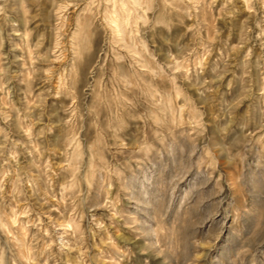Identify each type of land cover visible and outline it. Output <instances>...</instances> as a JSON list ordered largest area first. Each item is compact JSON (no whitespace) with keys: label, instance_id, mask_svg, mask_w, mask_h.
Returning a JSON list of instances; mask_svg holds the SVG:
<instances>
[{"label":"rangeland","instance_id":"374dc122","mask_svg":"<svg viewBox=\"0 0 264 264\" xmlns=\"http://www.w3.org/2000/svg\"><path fill=\"white\" fill-rule=\"evenodd\" d=\"M121 1L0 0V264H264V0Z\"/></svg>","mask_w":264,"mask_h":264},{"label":"bare ground","instance_id":"6f19581e","mask_svg":"<svg viewBox=\"0 0 264 264\" xmlns=\"http://www.w3.org/2000/svg\"><path fill=\"white\" fill-rule=\"evenodd\" d=\"M125 1V0H124ZM129 1H131V0H128L127 2H129ZM114 2H115V0H114ZM121 2H123V0L121 1ZM131 2H133L134 4L135 3H138L139 1H137L136 2V0H133V1H131ZM126 3V2H125ZM125 3H121V6H120V4H119V6L121 7V9H120V12H122V14L124 13V14H126V13H128V10H129V8L127 7V5L125 4ZM139 4V3H138ZM137 4V5H138ZM140 5V4H139ZM114 6V5H113ZM132 6V5H131ZM115 10V9H114ZM137 11V10H136ZM129 12H130V10H129ZM134 12H135V10H134ZM114 15H112V16H110V23L112 24V26H113V30L114 31H117V32H121V30H122V27H121V22L122 21H126V23H127V19H123V18H119L118 16H117V13H116V11H115V13H113ZM119 15V14H118ZM120 16V15H119ZM126 16V15H125ZM127 16H129L128 14H127ZM118 17V18H117ZM132 17V16H131ZM105 18V17H104ZM121 19H123V20H121ZM129 19H130V17H129ZM131 20V19H130ZM130 22V21H129ZM125 23V22H124ZM126 23H125V26H126ZM122 24H123V22H122ZM112 30V29H111ZM120 34V33H119Z\"/></svg>","mask_w":264,"mask_h":264}]
</instances>
